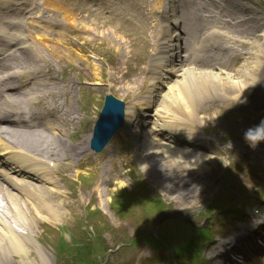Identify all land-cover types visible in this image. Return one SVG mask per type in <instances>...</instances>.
<instances>
[{
    "label": "bare ground",
    "instance_id": "obj_1",
    "mask_svg": "<svg viewBox=\"0 0 264 264\" xmlns=\"http://www.w3.org/2000/svg\"><path fill=\"white\" fill-rule=\"evenodd\" d=\"M170 7L172 6V1L170 2ZM210 29L213 31H208L210 34V39L213 40V49L207 53L209 55H203L204 57H200L199 54L203 51L200 48H196L191 53V60L188 66L179 68L176 64V60H174V56L172 54H168V61L164 60L163 67H169L168 70H164V74L159 76L160 81L154 83L152 85V89L155 90L157 104V110L154 112L150 118L146 121L140 120L139 123L146 124L152 126L154 129H159L162 131H168L169 124L179 125V121L181 120L179 117L184 116V113L188 110H195V108L199 106H203V98L206 96L207 98H213L215 101L217 99L222 101H228L226 99V95L229 98L236 101L239 108H243L246 105V100L240 96L244 90L248 88V84L253 81L254 71L256 67L259 65L260 57L264 54V36L262 41H255L253 46L247 52L246 56L240 63V65L234 69L232 72L221 71L220 68L225 63H233L234 60H239L241 57L238 56L234 59V56L230 53L232 50L229 47H225V41L230 40V34H233V30L226 31L225 34L220 33L219 29L215 26H210ZM47 32V29L45 30ZM59 42V40H55ZM65 43H62L59 46H62ZM153 45L154 54L156 53V48ZM167 45V44H166ZM50 45L43 46H35L31 47V50L34 52L35 59L44 60V57L39 53V49L41 48H49ZM165 45L163 44L162 50ZM161 50V51H162ZM126 51H128L126 47ZM223 52V59L219 54ZM213 53V54H212ZM38 54V55H37ZM38 56V57H37ZM204 58V59H202ZM199 59L204 60V62L209 63L207 69L199 68L198 62ZM222 60V61H221ZM221 61V62H220ZM231 63V64H232ZM117 76V74H116ZM165 80H164V79ZM44 83L42 78H34L32 83V89L34 90L32 93L33 96H36L38 93L42 91L39 90L40 85ZM217 97V98H215ZM20 103L23 106H27L28 101L26 103L25 99H15L12 104ZM141 109L144 110L146 106V102L140 104ZM136 107V105L128 106L127 110ZM11 110L9 108H5L0 112V123H4L5 118L2 114H8ZM72 112H69V120L64 119L65 121H70L72 117ZM131 112H127L125 117V127L121 129L122 134L128 133V124L132 122L133 119H128V115ZM135 117H139L138 114L134 115ZM154 116V117H153ZM28 120L25 121L27 126L30 122L33 123L32 116H28ZM143 118V117H142ZM35 121L39 122V119L35 118ZM151 122V123H149ZM48 131L54 135L56 134L55 130H58V125H51L49 121L47 123ZM54 131V132H53ZM131 132L137 133L138 131ZM61 133V132H60ZM59 133V134H60ZM194 133V132H191ZM6 137L8 139H22L20 147L25 149H38L37 146L45 144L47 147H52L53 151L57 152V155L60 156L58 158L63 157L65 151L68 150L66 144L58 139H50V137H46L42 135L40 130L31 131V129L27 127H21V130H10L7 131ZM63 134L60 135V139H63ZM152 138L150 141L153 143V152L152 154H169L170 152H178L181 150L177 148L175 145H171L167 141L163 135H161L160 131L151 134ZM181 135V133H180ZM185 139H189L188 135H181ZM90 135H87L86 141L89 140ZM64 140V139H63ZM190 140V139H189ZM18 145L16 143H13ZM28 144V145H27ZM235 147V145H234ZM5 148V147H4ZM20 150V148H18ZM22 150V149H21ZM20 150V151H21ZM74 156L77 154H83V150L81 146L75 147L73 149ZM31 153L29 151L22 152L20 154H13V157L16 160V164L13 170L6 172V177L3 181L0 182V213L5 217V219L0 215V259L6 258L8 256L11 257H21V261L24 264H34L33 260L28 258L29 253L32 249H34L37 253L39 249L35 247V239L36 235V222L41 220L50 221V223L61 222L63 216H65V212L61 211V207L63 206L60 202L54 203L47 198H45V194L49 196L56 195L58 193H49L44 190L45 185H49L50 180L49 176L51 175V171L47 168H43L37 163L29 160L27 154ZM184 155H187L184 153ZM190 156V155H189ZM209 156L205 155L203 157L204 161H207ZM199 157L193 156L189 157V164L192 167L198 169L200 171L201 161ZM162 169V168H161ZM103 180L106 182L111 179L110 175H103ZM114 185L116 187H122L125 185L123 178L115 175ZM7 182V185H4L3 182ZM156 184V181H154ZM5 187V188H4ZM202 188H197V191H201ZM106 190V187H105ZM183 189L178 188V190L174 194L168 195L170 199H174L176 203H179L183 200L184 204L182 207L187 205V195L183 194ZM166 194L170 193L169 191H165ZM182 194L184 196H182ZM182 197H184L182 199ZM45 216L46 218H44ZM14 225V226H13ZM25 259H22V258Z\"/></svg>",
    "mask_w": 264,
    "mask_h": 264
},
{
    "label": "rangeland",
    "instance_id": "obj_2",
    "mask_svg": "<svg viewBox=\"0 0 264 264\" xmlns=\"http://www.w3.org/2000/svg\"><path fill=\"white\" fill-rule=\"evenodd\" d=\"M97 103H99V99H98ZM97 105H95L96 108H98ZM91 106L92 105H90V107ZM209 118H211L210 122H214L216 120V117L214 114L211 115V117H209ZM204 178H208V177L205 175V177H202L201 179H204ZM129 187L126 186L127 189ZM114 192H115V190H112V188H111L110 191L108 192V195H106V198L100 199V202L98 200V202L94 204V205H96V207L90 206V205L88 207H85L86 204H84V203L80 204L81 202H76L74 204H71V203L66 204L64 209H63V211H65V216H63V219L61 220V222H57V223L52 224V223H50V221L46 220V221H41L39 224L37 223L38 224V226L36 225V231L37 232H35V233L36 234L38 233L40 235V239H38V240H41L43 243L42 242L39 243V241H37L36 247L38 249H40L43 253H45V255H46V258H45L46 263L45 264H56L55 263V257L53 255V253H50L48 246L51 243L52 244L55 243L56 235H57L56 229L58 227H64L65 226V229H68L70 233H71V231H73V232L77 231L78 225H81L82 228H84L86 230H93V228H94V227H92L93 224L86 217L87 209L89 207H94L98 211H100V215L102 216V220L105 222V224L107 226L106 227L107 231L104 234V241L106 242V245H108V247H113L115 245V242H117L118 239L122 238L123 235H124V237H128V238L132 235V233L135 230L134 227H137V224L139 223V219H141L138 217L139 211H138V209H136V214L130 213L123 220L116 218V216L113 214V211H111L109 206H108L110 203V201H109L110 199L108 198V196H111ZM155 194L159 195L162 198L161 192L158 191L157 188H156ZM87 200H88V198H87ZM137 202H141V199L134 201L135 204ZM164 202L168 206H170L171 208L175 209L176 205H173V203H171L169 201H165V200H164ZM122 221H125V222L123 223ZM127 223H129V224H127ZM45 226L50 227V231H47V229H44V233H41L42 227L44 228ZM65 238H66V241H69V239H70L68 237V235H65ZM133 252L140 253L134 259V261H136V262H138L141 258L146 256V252L144 250L132 248L131 250L129 249L127 251L126 250L122 251L118 256H116V254H115L113 256L110 255V257H109V255L107 254L106 255V261L104 262V264H106L111 259H113L112 262L114 264H127L130 261V259H132ZM35 253H36L35 251H31L29 253L28 258L30 260H33L35 264H43L42 262H44V260L40 261L38 263V261H37L38 255ZM14 258L16 261H19L18 257H14ZM22 259H25V258L23 257ZM64 260L67 264H74L77 261L75 258H72V257H66ZM103 261H104V259H103ZM102 262H101V264H102ZM21 264H23V263H21Z\"/></svg>",
    "mask_w": 264,
    "mask_h": 264
},
{
    "label": "clouds",
    "instance_id": "obj_3",
    "mask_svg": "<svg viewBox=\"0 0 264 264\" xmlns=\"http://www.w3.org/2000/svg\"><path fill=\"white\" fill-rule=\"evenodd\" d=\"M242 138L249 148L255 149L264 143V118L256 124L246 127L242 131Z\"/></svg>",
    "mask_w": 264,
    "mask_h": 264
}]
</instances>
